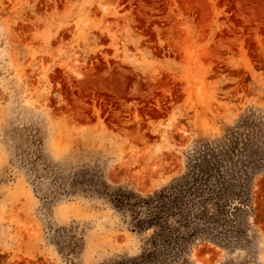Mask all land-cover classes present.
<instances>
[{
    "label": "rangeland",
    "instance_id": "obj_1",
    "mask_svg": "<svg viewBox=\"0 0 264 264\" xmlns=\"http://www.w3.org/2000/svg\"><path fill=\"white\" fill-rule=\"evenodd\" d=\"M0 264H264V0H0Z\"/></svg>",
    "mask_w": 264,
    "mask_h": 264
},
{
    "label": "trees",
    "instance_id": "obj_2",
    "mask_svg": "<svg viewBox=\"0 0 264 264\" xmlns=\"http://www.w3.org/2000/svg\"><path fill=\"white\" fill-rule=\"evenodd\" d=\"M172 191H174V190H171L170 194L173 193ZM161 202H164V199H161ZM162 205H163V204H162Z\"/></svg>",
    "mask_w": 264,
    "mask_h": 264
}]
</instances>
